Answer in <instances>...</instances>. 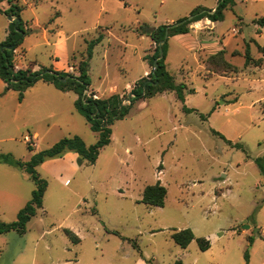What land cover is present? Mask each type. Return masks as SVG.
Returning a JSON list of instances; mask_svg holds the SVG:
<instances>
[{
	"label": "rangeland",
	"instance_id": "1",
	"mask_svg": "<svg viewBox=\"0 0 264 264\" xmlns=\"http://www.w3.org/2000/svg\"><path fill=\"white\" fill-rule=\"evenodd\" d=\"M9 1L23 7L24 22L34 19L43 27L52 19V28L60 24L76 66L86 55L87 42L107 27L108 39L94 48L91 60V76L101 90L110 84L122 88L142 73L146 63L133 56L132 48L143 52L148 45L149 38L136 35L141 24H174L196 7L214 9L218 4L0 0V42L9 24L3 13ZM222 12L212 34L228 42L226 72L205 66L215 45L195 47L194 37L208 38L211 24H192L183 37L170 36L165 59L176 83L186 84L184 102L173 91L134 99L128 113L111 124L110 142L93 164L79 163L77 153L69 150L36 166L47 184L42 206L24 233L0 234V264H263L264 55L258 45L264 47V27L257 28L254 19L264 16V0H226ZM32 28L17 48L26 51L34 45L22 63L35 60L51 67L53 47L44 44L39 28ZM247 49L250 65H245ZM51 89L39 79L19 101L18 90L6 89L0 79V155L26 162L64 137L77 135L86 145L96 142L98 133L75 109L74 92L52 95ZM157 181L167 190L164 205L143 203V189ZM35 188L24 168L0 161V222L14 221ZM64 228L79 242L70 240ZM184 228L194 238L181 247L171 233ZM200 237L209 241L205 250Z\"/></svg>",
	"mask_w": 264,
	"mask_h": 264
},
{
	"label": "trees",
	"instance_id": "2",
	"mask_svg": "<svg viewBox=\"0 0 264 264\" xmlns=\"http://www.w3.org/2000/svg\"><path fill=\"white\" fill-rule=\"evenodd\" d=\"M225 3L226 0H218V4L214 9L196 7L189 17L181 18L174 24H162L157 27H152L147 23L141 24L139 28H137L138 34L149 36L155 44L154 52L148 59V63L152 66V70L149 71L146 77L134 83L130 89L132 96L129 102L121 104L122 100L127 97V94H111L104 98H94L92 96L93 92L90 90L91 79L89 76V61L92 57L94 46L102 39V34H99L97 37L87 42L86 55L78 62L75 68L76 73L54 70L52 67L46 66H40L34 69V62L28 63L24 68H17L14 63L16 49L27 34V28L20 15L22 6L9 1V6L3 13L16 19L9 22L7 35L5 39L0 42V79L6 83V89L13 88L18 90L19 101L23 99V91L39 79L54 84L55 87L62 91H73L77 95L74 101L75 109L83 115L90 128L98 133V139L96 142L86 145L77 135L64 137L51 147L35 153L26 162L15 158L9 153L1 154V162L8 163L14 167L24 168L29 173L36 188L32 191L30 199L19 209L14 221L0 222V234L10 230L24 233L26 230V223L35 215L36 209L42 206V197L47 184L46 181L39 176L35 168L46 158L62 156L66 151L71 150L77 153L79 163L85 162L93 164L100 150L110 142L111 124H113L116 119L122 118L128 113V108L134 99H145L159 93L173 91L177 99L184 102L186 84L183 82L176 83L174 76L166 68L165 46L167 40L170 36L188 33L189 27L194 22L201 19L207 18L211 21L223 20L224 15L222 11L225 8ZM254 22L260 28L264 27V16L255 18ZM166 32L167 38H165ZM258 32H260V30ZM161 41L162 44L159 45ZM160 47L163 53L159 57ZM258 49L264 55V47L258 45ZM224 51V49H220L204 60L207 69L213 72H226L228 69V62L223 57L225 54ZM244 56L245 65L253 63V58L248 49L245 51ZM156 58H158V66L154 69L153 62ZM62 78L66 79L62 81ZM189 91L193 92V89H189ZM185 110L187 112L193 111V109L186 107ZM212 132L228 143H231L218 131L212 130ZM234 145L240 146L238 144ZM256 161L259 163L260 159ZM166 193V187L162 185L160 181H157L154 184L147 185L143 189L141 201L151 206H163ZM64 233L73 242H79V237L72 230L64 228ZM171 238L176 244L181 247H186L194 238V234L190 228H184L173 230ZM198 241L201 249L205 250L209 247V241L205 238L200 237ZM245 258H248L247 252L245 253Z\"/></svg>",
	"mask_w": 264,
	"mask_h": 264
},
{
	"label": "crops",
	"instance_id": "3",
	"mask_svg": "<svg viewBox=\"0 0 264 264\" xmlns=\"http://www.w3.org/2000/svg\"><path fill=\"white\" fill-rule=\"evenodd\" d=\"M103 7H101L102 9ZM23 10V7H22ZM22 12V11H21ZM51 10H49V12L47 13V17L51 16ZM37 15H35L36 18ZM34 21V22H33ZM52 21V19L49 20V22L44 25L43 27H39L37 20L32 19V21L29 23L28 21H25V25L29 30H33V27H37L39 28V33L41 34V39L44 41L45 45H49L53 47L51 56H50V66L54 69V70H59V71H64V72H75V68H76V63L71 61V55H73L74 53L71 52L70 46H69V42H68V36L66 35V33L62 30L61 25L57 24L55 26V28H52L51 26H49L48 24ZM11 22V21H9ZM209 23V25L211 24V26H208L210 29L209 33L211 34L208 38H200L197 39L196 37H194L195 39V47H200L201 49L204 47V45H215V51L217 52L220 49H226L228 42L225 41V39L223 37H219L218 35H213L212 34V28H213V24L216 21H211L207 18L201 19L199 20V22H196V24H202V23ZM9 25V24H8ZM8 25L5 27L3 34H4V38L7 35V31H8ZM208 25V24H207ZM256 27L258 26L255 23ZM211 27V28H210ZM259 27V26H258ZM257 27V28H258ZM260 29H258L259 31ZM104 31L107 33L108 35V31H107V27H101L100 31H98L94 38L97 37L99 34H102V39L99 43H97L94 48L96 46H99L100 44H102V42L106 39H108L106 37V35H104ZM50 32V34H49ZM49 34V35H48ZM187 34V33H185ZM136 35L139 37V39H146L149 38V42L146 48L143 49V52H140L138 50V48L135 45H132L133 48V56H137L139 59H141L142 62H145L146 64H143L142 66V73H139L136 77H134L131 81H126L125 85L122 88H119V86L117 84H110L107 87L105 86L104 89H100L99 86H95V82L93 81V78L91 76V60L92 57L89 61V76L91 79V83H90V90L93 92V94H95L98 98H104V97H108L111 94H119V95H123V94H129L130 89L132 88V86L134 85V83L143 78L146 77L150 71V65L148 63V59L149 57L153 54L154 52V48H153V41L150 39L149 36L147 35H139L138 32H136ZM179 37H183L184 34H179L177 35ZM93 39V38H92ZM91 40V39H90ZM24 42V40L22 41V43ZM21 43V44H22ZM20 44V45H21ZM34 45H30L27 50L25 51V49L23 48V50H19L16 49V56L14 59V63L16 65L17 68H24L27 66L28 63L30 62H34V69L39 68V66L43 65L48 67L47 65L38 63L37 61H29L26 64H23L22 61L25 58V52H27L29 50V48H32ZM93 48V50H94ZM94 52V51H93ZM212 52V51H211ZM123 57V54L119 53V60H121V58ZM104 63H106L108 65L109 63V56H108V52L104 58ZM127 63V61H124V64ZM165 63H166V68L168 69V64L169 61L168 59H165ZM115 64H119L116 62ZM122 70V69H121ZM124 71V70H123ZM169 71V69H168ZM170 72V71H169ZM171 73V72H170ZM175 78V77H174ZM1 81L3 82V84H5V82L1 79ZM47 83V85L53 87L55 90L51 89L49 90V92L52 93V95H59V93H67L68 91H62L60 89H58L57 87L54 86V84L49 83V82H45ZM57 91V92H56ZM73 92V91H70ZM76 95V93H74ZM77 97V95H76ZM76 99V98H75ZM8 164V163H6ZM10 165V164H8ZM12 166V165H11ZM0 193H3V191H0ZM257 228H254V231H256ZM261 234L264 233V228H262L261 230ZM264 264V262H263Z\"/></svg>",
	"mask_w": 264,
	"mask_h": 264
},
{
	"label": "water",
	"instance_id": "4",
	"mask_svg": "<svg viewBox=\"0 0 264 264\" xmlns=\"http://www.w3.org/2000/svg\"><path fill=\"white\" fill-rule=\"evenodd\" d=\"M7 17H8V20H9V21H13V20L16 19V18H14V17H12V16H10V15H7ZM17 21H18V19H17ZM165 38H167V32L165 33ZM161 44H162V41L159 43V45H161ZM162 53H163V51H162V49H161V47H160V48H159V57L162 55ZM159 57H158V58H159ZM158 58H156V59L154 60V62H153L154 69L158 66V62H157ZM65 79H66V78H62L61 80L64 81ZM85 92H86V90H85ZM131 96H132V93H129L128 96H127V98H125V101H129L130 98H131ZM123 102H124V100H122L121 104H123Z\"/></svg>",
	"mask_w": 264,
	"mask_h": 264
},
{
	"label": "built area",
	"instance_id": "5",
	"mask_svg": "<svg viewBox=\"0 0 264 264\" xmlns=\"http://www.w3.org/2000/svg\"><path fill=\"white\" fill-rule=\"evenodd\" d=\"M196 22H199V21H196ZM196 22L193 23V26H195V25L197 26V25L199 24V23L196 24ZM92 96H93L94 98H97V96H96L95 94H93Z\"/></svg>",
	"mask_w": 264,
	"mask_h": 264
}]
</instances>
